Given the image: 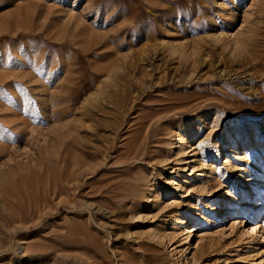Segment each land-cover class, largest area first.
<instances>
[{"label": "rangeland", "instance_id": "1", "mask_svg": "<svg viewBox=\"0 0 264 264\" xmlns=\"http://www.w3.org/2000/svg\"><path fill=\"white\" fill-rule=\"evenodd\" d=\"M0 264H264V0H0Z\"/></svg>", "mask_w": 264, "mask_h": 264}, {"label": "bare ground", "instance_id": "2", "mask_svg": "<svg viewBox=\"0 0 264 264\" xmlns=\"http://www.w3.org/2000/svg\"><path fill=\"white\" fill-rule=\"evenodd\" d=\"M238 137H241V139H242V141L244 140V139H246L247 137L245 136V135H239ZM240 139V138H239ZM257 140H260V139H262L261 137H258V138H256ZM263 152V151H262ZM258 224L259 223H253L252 225H251V229H252V231L253 232H256V230H257V227H258ZM260 229V228H259ZM258 229V230H259Z\"/></svg>", "mask_w": 264, "mask_h": 264}]
</instances>
